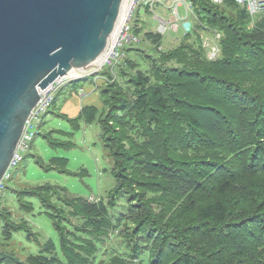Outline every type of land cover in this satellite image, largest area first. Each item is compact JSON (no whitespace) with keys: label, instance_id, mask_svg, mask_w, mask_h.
Returning <instances> with one entry per match:
<instances>
[{"label":"trees","instance_id":"trees-1","mask_svg":"<svg viewBox=\"0 0 264 264\" xmlns=\"http://www.w3.org/2000/svg\"><path fill=\"white\" fill-rule=\"evenodd\" d=\"M190 1L194 15L201 12L200 30L161 57L143 54L149 67L140 74L125 69L139 42L125 46L114 64L118 81L100 89L98 121L113 188L89 199L51 184L12 190L19 208L0 205V264H93L96 243L115 227L114 218L124 224L120 233L135 258L146 249L150 264H264V17L248 28L252 17L233 0H221L229 11L207 0L201 11V0ZM201 30L209 43L219 41L215 58ZM132 31L137 35L133 25ZM98 114L87 105L64 118L77 131ZM47 162L45 169L74 174L65 157ZM31 198L59 234L58 250L27 219H11L32 211ZM119 206L126 211L113 217ZM24 234L33 242L22 258L9 245ZM122 258L116 253L106 264H142Z\"/></svg>","mask_w":264,"mask_h":264},{"label":"rangeland","instance_id":"rangeland-1","mask_svg":"<svg viewBox=\"0 0 264 264\" xmlns=\"http://www.w3.org/2000/svg\"><path fill=\"white\" fill-rule=\"evenodd\" d=\"M163 1L166 3L169 2V0ZM207 1L210 5H214L220 10L224 7L226 11H229L231 8V6H229L230 8L226 7V3H228L226 1L224 3H221V1ZM207 1L201 0L202 6L198 7L199 10H208V5L206 4ZM193 5H196L195 2ZM153 9L155 12H152V10L147 7V4L141 0H138L135 6V13L133 16V19L135 17V20H132V25L134 30H137V35L140 41L138 44L133 46V49L129 50L130 52L127 56V61H131H128L125 65V69L127 71L134 68V70H132L134 74H140L146 66L149 67V65H147V60L142 57L143 54H149L152 57H161L163 55H161L162 52H167L179 45L181 41H184L187 34H195L196 31L201 29L202 24L199 25L197 23L201 21V12H196L195 10V15L194 13L190 15L191 28L188 32H183L178 29H170L166 33L161 34L156 30V18L157 15L168 14V10L166 9V6H162L161 3H156L153 6ZM182 11L183 9L180 8L181 14H183ZM262 16L264 17V13L259 14V16L253 18V20L250 19L247 27L249 28L253 26V21H259V17ZM192 26L194 27V30H192ZM205 31L207 30H204V32L203 30L199 31L203 34H201L203 43L208 42V33ZM213 34L218 35L216 39H219V37L221 38V33L218 29L214 28ZM190 41H195V39H190ZM216 43H219V41ZM219 50L220 49L217 51V55ZM207 52L209 54L210 49L207 50ZM116 68L117 66H114L113 72L115 74L110 73V76H107L104 80L105 83L115 77L118 81ZM105 70H107V67L99 68L93 76H89V74H87L86 76L72 78L61 84L56 89L53 102L55 106L50 107L48 111L40 115L41 121L38 125L39 135H37L31 142L29 154L26 155V157L14 168L12 177L9 180L4 181V188L0 189L1 206L6 204V207L10 210H16L19 208L18 201L16 199L17 197L12 190H22V187H26L25 189L23 188V190H30L32 189L30 187L37 185H57L65 187L68 193H75L74 195L86 197L88 199L90 197L97 196L104 197L106 192L113 188L114 179L110 173V159L102 144V128L100 127L98 121L102 112V107L98 108L99 114L97 119L90 125V127H87V131L85 132H83L86 128L84 126H82L79 130L74 131L72 125L64 118L65 116L71 118L77 114L78 102H80L83 106L90 104V101L88 100V93L91 92L94 94L101 89L104 83L100 78H98L96 82L98 87L96 86L95 88L94 78L95 76H100V74L104 73ZM80 89L83 90V93L85 94L81 101L80 96L82 93H80ZM92 94L90 95L92 96ZM70 101L76 102V105L69 107V105H71ZM56 130L65 132L66 135L61 132H56ZM50 131H53L50 137L45 138L44 135L48 134ZM50 141L55 143L56 141H68L70 145L65 147L63 145H51ZM30 154L40 157V163H36L35 160L30 157ZM52 156L67 158L66 168L74 174L61 173L57 169H45V165L48 163V158ZM31 202L33 203V209L31 212L23 211L20 212L21 215L16 214L13 217L11 214V219L15 221H20L22 220L21 218L27 219L34 227H38L37 230H41L45 239L51 238L58 250L60 244L59 234H57L54 230L47 215L44 213L45 208L36 198H31ZM121 202H123L122 198ZM119 207L120 208L115 207L111 209L113 217L121 216L120 213L126 211V206ZM71 220L72 222L77 221L75 218ZM114 225L115 227L109 230V234L113 231H115V233L102 236V238L96 243L97 250L92 257L94 258L93 264L110 263L112 257L116 253L123 255V261L128 263L138 260L142 264H150L146 249H142L140 251L141 254L138 259L135 258L134 252L129 246L128 241L120 233L121 229L124 228V224L119 223L117 218H114ZM25 239H29L26 234H24L23 238L20 239L21 242L15 240L10 242L9 245V247L17 250V253L22 258H25L24 254L29 251L33 242L32 239H29L30 242L28 243ZM140 245H143V243L140 242Z\"/></svg>","mask_w":264,"mask_h":264},{"label":"water","instance_id":"water-1","mask_svg":"<svg viewBox=\"0 0 264 264\" xmlns=\"http://www.w3.org/2000/svg\"><path fill=\"white\" fill-rule=\"evenodd\" d=\"M123 0H0V178L39 90L90 70Z\"/></svg>","mask_w":264,"mask_h":264},{"label":"built area","instance_id":"built-area-1","mask_svg":"<svg viewBox=\"0 0 264 264\" xmlns=\"http://www.w3.org/2000/svg\"><path fill=\"white\" fill-rule=\"evenodd\" d=\"M137 1L138 0H123L120 18H118V21L111 32L112 36L110 34L111 38L109 37L108 48L105 52L106 56L97 67L91 68L87 72H82L77 75L70 76L69 74H66L64 76H59L53 82L48 84L47 87L39 90V100L24 122L23 130L16 148L0 178V189L4 188V181L9 180L12 177L14 168L26 157V155L29 154L31 142L35 139V135L38 132V125L41 121L40 115L45 113L52 106L56 89L72 78L86 76L89 73L96 72L99 68L114 66V64L123 56L122 49L125 46L139 42V37L132 31V20ZM141 1L147 4V7L151 9L152 12H155L153 6L156 3H161L162 6H166L168 14L157 15L156 18V30L161 34L166 33L170 29H178L183 32H188L190 30V15L194 13L193 5L190 0H169L167 3L163 0ZM212 1L220 2L221 0ZM233 2L238 6L245 8L250 17H252V20L253 18L258 17L259 14L264 13V0H233ZM180 8L183 9V14L180 13ZM207 45V50L210 49L208 56L210 58H215L219 49L217 43L207 42Z\"/></svg>","mask_w":264,"mask_h":264},{"label":"crops","instance_id":"crops-1","mask_svg":"<svg viewBox=\"0 0 264 264\" xmlns=\"http://www.w3.org/2000/svg\"><path fill=\"white\" fill-rule=\"evenodd\" d=\"M113 68H114V66L112 67V68H110L111 69V71H110V73H112V74H115L114 72H113ZM102 75H100L99 77H100V79L103 81L104 80V78L106 79V77L108 76L107 75V70H105V72L104 73H101ZM96 82H97V77H96V79L94 78V84H95V88H96V86H97V84H96ZM104 82V81H103ZM104 84V83H103ZM103 86V85H102ZM98 87V86H97ZM80 93H82V95L80 96V101L82 100V98H83V96L85 95L84 93H83V90H81L80 89ZM90 94H92L91 92H89L88 93V100L90 101V106H94L95 108H100V107H102L103 106V103H102V99H101V97H100V90H98L97 92H95L94 94H92V96L90 95ZM96 98V99H95ZM70 104L71 105H69V107H73L74 105H76V102H74V101H70ZM87 106V105H86ZM82 107H85V106H83L82 104H80V102H78V104H77V109H78V112H77V114L74 116V117H76L78 114H79V112L81 111V109H82ZM74 117H71V118H74ZM90 125L91 124H89V125H83L84 127H86L85 129H84V131L83 132H85V131H87V127L89 126L90 127ZM31 158H33L34 160H35V162H37L38 160H37V156L36 155H31ZM40 158V157H39ZM49 159V158H48ZM48 161V160H47Z\"/></svg>","mask_w":264,"mask_h":264},{"label":"bare ground","instance_id":"bare-ground-1","mask_svg":"<svg viewBox=\"0 0 264 264\" xmlns=\"http://www.w3.org/2000/svg\"><path fill=\"white\" fill-rule=\"evenodd\" d=\"M122 7H123V4H122V6H121L120 14H121V11H122ZM119 18H120V15H119ZM115 25H116V24H115ZM114 27H115V26H114ZM111 36H112V34H111ZM111 36L109 35L110 38H111ZM109 37H108V40H107V41H109ZM107 48H108V43L106 44V46H105L103 52L101 53V55H100V56H99V57L93 62L92 66H91L90 68H95V67H97V66L103 61L104 57L106 56L105 52H106ZM79 74H80V73H79ZM76 75H77V74H76Z\"/></svg>","mask_w":264,"mask_h":264}]
</instances>
